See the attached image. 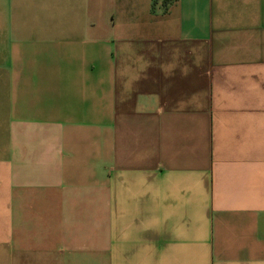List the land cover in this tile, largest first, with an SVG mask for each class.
<instances>
[{
  "label": "crops",
  "instance_id": "crops-1",
  "mask_svg": "<svg viewBox=\"0 0 264 264\" xmlns=\"http://www.w3.org/2000/svg\"><path fill=\"white\" fill-rule=\"evenodd\" d=\"M0 0V264H264V0Z\"/></svg>",
  "mask_w": 264,
  "mask_h": 264
},
{
  "label": "trees",
  "instance_id": "trees-1",
  "mask_svg": "<svg viewBox=\"0 0 264 264\" xmlns=\"http://www.w3.org/2000/svg\"><path fill=\"white\" fill-rule=\"evenodd\" d=\"M173 0H164V4L165 6L170 4ZM156 1L154 0V5H155Z\"/></svg>",
  "mask_w": 264,
  "mask_h": 264
}]
</instances>
